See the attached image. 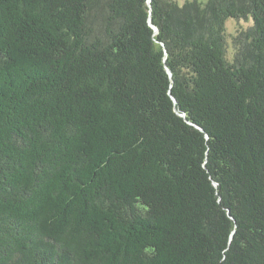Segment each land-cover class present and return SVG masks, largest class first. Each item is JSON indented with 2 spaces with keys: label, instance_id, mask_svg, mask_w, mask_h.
I'll return each instance as SVG.
<instances>
[{
  "label": "trees",
  "instance_id": "trees-1",
  "mask_svg": "<svg viewBox=\"0 0 264 264\" xmlns=\"http://www.w3.org/2000/svg\"><path fill=\"white\" fill-rule=\"evenodd\" d=\"M0 264H264V0H0Z\"/></svg>",
  "mask_w": 264,
  "mask_h": 264
},
{
  "label": "rangeland",
  "instance_id": "rangeland-1",
  "mask_svg": "<svg viewBox=\"0 0 264 264\" xmlns=\"http://www.w3.org/2000/svg\"><path fill=\"white\" fill-rule=\"evenodd\" d=\"M183 3L185 0H179ZM206 2L208 0H202ZM253 25V18L249 17V19H235L229 18L226 21V33H227V40H228V56L229 58H233L234 56V45L232 42V36H235L238 31L240 30H247L250 26Z\"/></svg>",
  "mask_w": 264,
  "mask_h": 264
},
{
  "label": "water",
  "instance_id": "water-1",
  "mask_svg": "<svg viewBox=\"0 0 264 264\" xmlns=\"http://www.w3.org/2000/svg\"><path fill=\"white\" fill-rule=\"evenodd\" d=\"M148 2H149V4H150V2H151V0H148ZM150 22H151V25L155 28V30L157 31L158 29H157V27L152 23V21H151V18H150ZM169 73L171 74V71L169 70Z\"/></svg>",
  "mask_w": 264,
  "mask_h": 264
}]
</instances>
